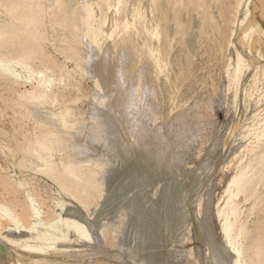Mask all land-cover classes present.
<instances>
[{
    "label": "rangeland",
    "instance_id": "1",
    "mask_svg": "<svg viewBox=\"0 0 264 264\" xmlns=\"http://www.w3.org/2000/svg\"><path fill=\"white\" fill-rule=\"evenodd\" d=\"M31 1L29 5L25 0H0V64L5 66L0 70V205L13 217L3 220L0 232L6 234L8 228L19 241L14 247L17 264H220L217 258L222 264H264V4L148 0L145 8V0H122L111 11L112 0H87L86 44L81 42L85 39L80 26L64 24L72 33L49 26L52 14L45 12L47 0ZM82 1L86 0H75V8ZM68 3L63 11L71 7ZM7 6H15L16 16L34 11L35 25L27 28L23 20L19 19L22 24L10 19L3 9ZM128 19L132 25L123 27ZM154 27L157 38L151 37ZM102 28L110 33L104 40ZM246 28L248 42L238 40ZM104 53L107 77L96 71L99 64L94 65ZM94 69L97 77L92 75ZM122 72L131 76L122 84H131L124 90L114 80ZM94 93L102 96L103 109L95 105ZM127 94L136 96L132 101H141H133L126 113L122 103ZM34 100L39 101V115L58 112L66 123L86 126L95 106L110 114L112 127L103 135L106 140L88 145L86 127L84 135L79 133L72 142L95 163L112 164L99 192L86 193L91 175L87 169L78 170V175L67 171L65 166L76 154L73 149L61 150L64 142L48 154L37 145L41 137L50 136L52 127L40 122L42 116L36 114L38 122L30 114ZM139 110L146 117L142 119ZM138 120L143 123L141 130ZM107 136L114 141L110 147ZM32 156L47 169L38 172L27 167ZM122 191L129 200L118 197ZM149 217L152 225L146 229ZM62 219L84 225L89 239L69 232L45 252L20 245L35 244L30 235ZM225 221L230 223L228 233H223ZM98 224L106 228L104 234ZM29 225L34 229L29 230ZM237 248L240 253L234 251Z\"/></svg>",
    "mask_w": 264,
    "mask_h": 264
},
{
    "label": "bare ground",
    "instance_id": "2",
    "mask_svg": "<svg viewBox=\"0 0 264 264\" xmlns=\"http://www.w3.org/2000/svg\"><path fill=\"white\" fill-rule=\"evenodd\" d=\"M10 1V0H9ZM26 2H28L29 3V5H30V3L32 2L31 0H25ZM48 1V3H47V5H46V13L48 14V13H50V14H52V18H51V22H50V19H49V22H50V25L49 26H51V27H55L54 29L56 30V28H57V30H59V29H62V30H66V32L68 31V32H70V33H72L71 31V29H68V28H66V29H64V24H66L67 26L68 25H73L74 27H79L80 28V35H81V37H83L85 40L84 41H81V39H80V41L81 42H85L86 44H88V41H87V38L84 36V34H83V22H84V20H85V16H86V13H85V6H86V3H87V0L86 1H82L81 3H76L77 4V8H75V4H74V1L75 0H47ZM69 1V3L68 4H71L70 6H68V7H70L69 9L67 8V10L64 8V11H63V7H64V5L67 3ZM93 1V0H92ZM100 2H102V0H99ZM105 1H108V0H105ZM144 1V0H143ZM148 0H145L144 1V3L145 2H147ZM257 1V0H256ZM260 1H262L263 2V0H258V5L259 4H264V2L263 3H260ZM78 2V1H77ZM80 2V1H79ZM122 2V0H112L111 1V3H110V6H109V9L111 10V11H116V9H117V7L120 5V3ZM129 2V1H128ZM1 3V2H0ZM143 3V2H142ZM143 3V4H144ZM2 4V3H1ZM146 4V3H145ZM20 6V4H18V3H16V6ZM250 5V4H249ZM45 6V5H44ZM128 6H129V4H128ZM141 6H142V4H141ZM15 6H11V8L10 7H6V8H3L4 10H5V12L6 13H8V14H10V16H9V18L10 19H17L18 21H21V20H23L24 21V25H22L23 24V22H22V26H26L27 28L29 27V28H31V27H33V25H35V23H36V18H35V16H36V13H34V11H32L31 9L28 11V13L26 14V15H23V16H16L14 13H13V11H17V9H15L14 8ZM65 7H67L66 5H65ZM143 7V6H142ZM142 7H141V9H142ZM145 8H147V4L144 6ZM263 7H264V5H263ZM131 7H129V8H127V10L125 11V12H127L128 11V9L130 10V11H128L127 12V14H126V16L128 15V13L129 12H131V9H130ZM1 9V8H0ZM22 9V8H21ZM145 10H147V9H145ZM239 11V10H238ZM78 12V13H77ZM112 13V12H111ZM144 13H146V12H144ZM241 13V12H240ZM262 13V12H261ZM77 14V15H76ZM142 14V13H141ZM5 15V14H4ZM76 15V17H75V20L73 21V16H75ZM4 17H6V16H4ZM4 17H3V19H4ZM8 17V16H7ZM6 17V18H7ZM261 17V16H260ZM127 18V17H126ZM19 19H21V20H19ZM1 21V20H0ZM5 21H6V19H5ZM15 21V20H14ZM15 22H17V21H15ZM6 23V22H5ZM13 23V22H12ZM130 24L132 25V22L131 21H129V19L128 20H126V21H124V24H123V27H128V26H130ZM18 25H19V23H18ZM28 25H30V26H28ZM113 26H114V24H113ZM2 27V26H1ZM8 27V26H7ZM7 27H4L5 29L7 28ZM41 27V26H40ZM48 27V26H47ZM237 27V26H236ZM9 28V27H8ZM59 28V29H58ZM244 28V27H243ZM24 29H26V28H24ZM78 29V28H77ZM105 28H102L101 30H100V35L102 36V39L104 40V39H106L107 37H109V35H110V33H107V32H103L102 30H104ZM257 29V28H256ZM1 30V29H0ZM29 30H31L32 32H34L33 31V28L32 29H29ZM39 30V29H38ZM37 30V31H38ZM235 30V29H234ZM262 30V29H261ZM41 31V30H40ZM40 31H38L39 32V35H42V33L40 34ZM244 31V33L241 35V37L239 36L238 37V40H243V39H245L244 37H248L249 35H250V31L248 32V34H247V31H248V29L246 28V31L245 30H243ZM259 31V30H258ZM264 31V30H263ZM262 31V32H263ZM20 32V31H19ZM35 32H36V29H35ZM37 32V33H38ZM58 32V31H57ZM67 32V33H68ZM257 32V31H256ZM75 33V32H74ZM237 33V32H236ZM241 33V32H240ZM264 33V32H263ZM63 34V33H62ZM76 34V33H75ZM233 34V33H232ZM260 34V33H259ZM4 35V34H3ZM36 35V34H35ZM61 35V34H60ZM65 35H66V33H65ZM72 34H69V36H71ZM74 35V34H73ZM72 35V36H73ZM158 29H157V27H154V29L151 31V37H155V38H157L158 37ZM260 35H262V34H260ZM2 36V35H1ZM67 36H68V34H67ZM71 36V37H72ZM76 36V35H75ZM77 36H78V34H77ZM253 36V35H252ZM264 36V35H263ZM35 37V36H34ZM43 37V36H42ZM41 38V37H40ZM55 38V37H54ZM74 38H76V37H74ZM74 38H73V40H74ZM254 38V37H253ZM252 38V39H253ZM25 39V38H24ZM75 40H77V38L75 39ZM40 41V40H39ZM244 41V40H243ZM248 42V39H245V42ZM23 42V41H22ZM93 42V41H92ZM251 42V41H250ZM34 43V42H33ZM33 43H32V45H33ZM80 43V42H79ZM238 43H242V41H240V42H238ZM252 43V42H251ZM123 44H124V42H123ZM237 44V43H236ZM250 44V43H249ZM256 44V43H255ZM29 45V44H28ZM80 45V44H79ZM85 44H83V46H84ZM126 45V44H125ZM243 45H244V42H243ZM36 46V45H35ZM35 46H33L34 48L33 49H35ZM87 46V45H86ZM37 47H39V46H37ZM81 47V46H80ZM121 47V49H122V45L120 46ZM126 47V46H125ZM245 47V46H244ZM25 48H27V47H25ZM24 48V49H25ZM84 48V47H83ZM83 48H80V49H82V51H84L83 50ZM90 48V47H89ZM246 48V47H245ZM4 49V48H3ZM28 49V48H27ZM75 49V48H74ZM123 49H124V46H123ZM122 49V50H123ZM242 49V48H241ZM79 50V49H78ZM86 50L87 49H85V52H86ZM89 50V49H88ZM119 50H120V48H119ZM121 50V51H122ZM248 51H250L249 49H247ZM2 51V50H1ZM33 51V50H32ZM81 51V52H82ZM121 51H120V54L119 55H121ZM30 52V51H29ZM80 52V51H79ZM84 52V54L86 55H88L89 56V53H85ZM89 52V51H88ZM245 52V51H244ZM257 52H258V50H257ZM31 53V52H30ZM78 53V52H77ZM32 54V53H31ZM79 54H81V53H79ZM83 54V53H82ZM83 54V55H84ZM123 54H125V53H123ZM261 54V53H260ZM22 55H24V54H21V56ZM83 55H79V56H81L80 58L82 59V57L83 58H85V56H83ZM19 56V55H18ZM18 56H15V57H17L18 58ZM20 56V57H21ZM25 56V55H24ZM88 56H86V58L88 59ZM93 56H97V54H96V52H95V54L93 55ZM107 53H104V59H103V57L101 58V60H100V58H99V60L98 61H96L95 63H94V61H93V59H91V58H93L92 56H91V58L89 59V63H90V60H92L91 62H92V66H94V65H100L101 66V70L100 69H98L99 67H97L96 69V71L97 72H100V74L99 75H101V73H102V75H103V72H104V76L105 77H107L106 75H108L107 74V72H108V70L109 69H107V66H108V58H107ZM14 57V58H15ZM121 58H122V56H120ZM124 57V56H123ZM13 58V59H14ZM22 58V57H21ZM79 57H77V59H78V61H79V59H80ZM113 58V57H112ZM120 58V59H121ZM11 59V58H10ZM76 59V60H77ZM264 59V58H263ZM12 60V59H11ZM83 60V59H82ZM86 61V60H85ZM117 61H120L119 59L117 60ZM117 61H116V63H117ZM121 61H122V59H121ZM120 61V63H118L119 65L120 64H122V62ZM80 62V64H81V60L79 61ZM84 62V61H83ZM93 63H94V65H93ZM123 63H124V61H123ZM238 63V62H237ZM87 64H88V61H87ZM264 64V63H263ZM91 65H89V66H91ZM80 66V65H79ZM82 66V65H81ZM84 66V65H83ZM86 66V65H85ZM84 66V67H85ZM95 66V67H96ZM121 66V65H120ZM122 66H123V64H122ZM86 68V67H85ZM93 69V68H92ZM107 69V70H106ZM0 70H5V66L4 65H1L0 64ZM104 70H106V71H104ZM116 70H118L117 71V73L119 72V69L117 68ZM121 70V69H120ZM122 70H123V68H122ZM94 72H95V69L93 70ZM124 71V70H123ZM139 71V70H138ZM138 71H136L134 74H136V75H138ZM238 71H239V69H238ZM2 72V71H1ZM93 72V73H94ZM97 72H95L94 74H92V75H96L95 77H97L98 76V73ZM106 72V73H105ZM140 72V71H139ZM120 74H121V71L119 72ZM123 73V72H122ZM125 73H126V71H125ZM128 73V72H127ZM238 74H239V72H237ZM106 74V75H105ZM124 74V73H123ZM120 75V76H118V74H116L115 76H117V78H115V76H114V80H116L117 79V81L118 82H116V84L118 85V87L120 88V87H122L121 89L122 90H124L123 88H125V89H127V87L126 86H131V84L129 83L128 85H126V86H122V84H124V82H125V80H127L129 77H128V74H124V75ZM134 74H133V77H134ZM125 75H127V77L125 76ZM135 75V78L137 77ZM40 77H41V75H39ZM130 76V75H129ZM93 77V76H92ZM239 77V76H238ZM100 79H101V77H99ZM127 78V79H126ZM135 78H133L134 80H135ZM98 78H96V80H97ZM129 79H131V76H130V78ZM128 79V80H129ZM132 79V80H133ZM109 80V81H108ZM107 80V82H109L110 83V79H108ZM113 80V81H114ZM127 80V81H128ZM132 80L130 81L131 83H132ZM136 81V80H135ZM127 83V82H126ZM97 84H99L98 82H97ZM111 84V83H110ZM115 84V83H114ZM116 84L114 85L115 86V88H117L116 87ZM134 85H135V82L133 83ZM113 85V84H112ZM125 85V84H124ZM95 86H97V85H95ZM134 86L132 85V88H133ZM139 87V86H138ZM137 87V88H138ZM143 87V86H142ZM141 87V88H142ZM135 88V87H134ZM133 88V89H134ZM145 88V87H144ZM95 89V88H94ZM131 89V88H130ZM143 89V88H142ZM141 89V90H142ZM119 90V89H118ZM117 89H116V91H118ZM121 90V91H122ZM132 90V89H131ZM145 90V89H144ZM134 91V90H133ZM95 92V91H94ZM101 92V91H100ZM118 92H120V91H118ZM136 92V91H135ZM139 92H141V91H139ZM142 92H143V90H142ZM38 93V92H37ZM44 92H42V94H43ZM97 93L99 94V92L97 91ZM103 93V92H102ZM101 93V94H102ZM105 93V92H104ZM103 93V94H104ZM95 94L96 93H94V96H95ZM107 94H108V92H107ZM106 93H105V95H107ZM128 94H129V92H128ZM128 94H127V98H126V101H124L123 103H122V106H123V109H124V111L127 113V110H128V108H130V105L133 107V101H134V99L136 98V96L135 97H133L135 94L133 93V96H128ZM137 94V93H136ZM30 95V94H29ZM32 95V94H31ZM44 95V94H43ZM97 95V94H96ZM110 95V94H109ZM132 95V94H131ZM142 95V94H141ZM93 96V95H92ZM45 97V96H44ZM139 98H140V96H138ZM53 98V97H52ZM91 98H94V97H91ZM95 98L97 99L96 100V103H95V105L98 107H100V105L102 104V102L103 101H101V99L103 100V98H102V96H101V99H100V96H99V98H98V96H95ZM94 98V99H95ZM132 98H134L133 99V101H132ZM138 98V99H139ZM140 100V99H139ZM139 100H136V101H134V102H136V103H138L137 101H139ZM52 101V100H51ZM93 101V100H92ZM141 101V100H140ZM140 101H139V103H140ZM39 101H37V100H34V101H32L31 102V104L29 105V111H30V114H32L31 116L33 117V118H35L37 121H38V119H39V117H41L42 116V114H38L37 113V111L38 110H36V109H38L39 108ZM42 103V102H41ZM49 103H51V102H49ZM54 103V102H53ZM52 103V104H53ZM93 103V102H92ZM132 103V104H131ZM136 103H135V105H136ZM138 105V104H137ZM96 106L94 107V109H96V111H93L94 112V114L92 115V117H90V121L89 120H87V122H86V124L88 125H86V126H84V123L83 124H78L77 122V124H73V123H71V122H65V120H62L61 119V114L59 115V113L58 112H55V113H50V114H48L47 113V111H46V108H45V110H43V112L45 111V113H47V114H43L44 116H46V115H48L47 117H45V118H43L44 116H42L40 119H43V120H40V122L42 121V123H45V124H43V125H46V124H49V125H51V127H52V130H51V132H50V136H47V137H45V135H44V137L42 138L41 137V140L37 143V145L41 148V149H43V151H47L46 153L48 154V150H50V149H58V147L59 146H61L62 144H63V148H60L61 150H64V149H68V150H70V149H75V152H73V150H72V154L73 155H75L76 154V159L74 158V160H72V161H70V163H68L65 167H66V169H67V171H70V172H77L78 170H80L81 169V171L83 170V168L84 169H87L86 170V172H88L89 173V175H90V177H89V180H88V186L87 185H85V186H87V189H86V193H92V194H94V193H97V192H99L100 190H101V187H102V185H103V182H104V179H106L107 178V176H106V172L108 171V172H110V169L112 170V168H113V166H112V164L111 165H107L106 163H103V161H98V160H95L96 161V163L94 162V159H92L91 157H90V159H91V161H93L94 163H90L89 162V160L90 159H88V157L85 155V152L82 150V148H77L78 146L77 145H73L72 144V142H74L77 138L75 137V136H79V133H83V135H84V133L85 132H83V131H85L84 129H86V127H87V129H86V137H84V138H86V142L88 143V145H90V144H95L94 142H100V140H106L104 137H103V135H104V133H105V131H106V129L107 130H109V128H111L112 126H111V122H110V119H111V116H110V114L108 115L106 112V114L103 112V111H98L97 110V108H96ZM113 106V105H112ZM139 106V105H138ZM49 108V107H48ZM102 107H100V109H101ZM103 109V108H102ZM109 109V108H108ZM110 110H112V109H110ZM121 110V109H120ZM141 110H142V108H141ZM41 111V110H40ZM60 111V110H59ZM107 111V110H106ZM122 111V110H121ZM103 112V113H102ZM109 112V111H108ZM123 112V111H122ZM141 111L139 110V113H140ZM42 113V112H41ZM36 114L39 116H37L38 117V119L36 118ZM148 114V113H147ZM146 115V112H141L140 114H139V116L143 119L144 117H146L145 116ZM65 116H67V115H65ZM140 117H139V120H140ZM148 117H150V116H148ZM77 119V118H76ZM81 120H82V122H83V119L81 118ZM138 120V130H141L142 129V125H143V123L142 122H140ZM77 121V120H76ZM86 120L84 119V122H85ZM103 121H106L107 123L106 124H103ZM144 121V120H143ZM39 122V121H38ZM78 122H80V121H78ZM82 122H80V123H82ZM140 123V124H139ZM142 123V124H141ZM47 126V125H46ZM45 126V127H46ZM71 127H73L72 129L73 130H71ZM110 131V130H109ZM68 134V136L70 135V137H65L64 138V136H63V134ZM115 134V133H114ZM42 135V134H41ZM73 135V136H72ZM81 135V134H80ZM263 135V134H262ZM67 136V135H66ZM259 136V135H258ZM257 136V137H258ZM108 138H109V136H107ZM261 138H262V136H260ZM38 138V137H37ZM36 138V139H37ZM70 138V139H69ZM73 138H75V139H73ZM63 139H65V140H63ZM73 141H72V140ZM37 141V140H36ZM65 141H67V142H65ZM34 142V141H33ZM59 142H64V143H62L61 145H59L58 143ZM86 142H85V147H87L86 146ZM106 143H107V146L108 147H110L111 146V144L110 143H113L114 141L112 140V138L110 137L109 139H108V141H105ZM258 142V141H257ZM35 143V142H34ZM66 143V144H65ZM78 143V142H77ZM90 143V144H89ZM259 143H260V140H259ZM227 144V143H226ZM76 146V147H75ZM91 146V145H90ZM32 147H34V146H32ZM37 147V146H36ZM86 150H87V148H86ZM51 151V150H50ZM65 151V150H64ZM58 152V151H57ZM66 152V151H65ZM228 152V151H227ZM71 153L69 154V156L71 155ZM75 153V154H74ZM65 154V153H64ZM88 154V153H87ZM45 155V154H44ZM73 155H71V156H73ZM68 156V157H69ZM82 156V157H81ZM90 156V155H89ZM31 157V156H30ZM29 157V158H30ZM46 157H47V155H46ZM80 159H79V158ZM87 157V158H86ZM49 158V157H48ZM71 158V157H70ZM73 158V157H72ZM71 158V159H72ZM78 158V159H77ZM82 158V159H81ZM84 158V159H83ZM31 159V158H30ZM148 159H149V157H148ZM46 160V159H45ZM145 160V159H144ZM31 162H30V164L27 166V167H29V168H31V169H33V170H36V171H41V172H43L45 169H47L46 167H44L38 160H37V158L35 157V156H32V160H30ZM41 161V160H40ZM142 161H143V158H142ZM43 162V161H42ZM145 162H146V160H145ZM144 162V163H145ZM148 162H149V160H148ZM47 162H44V164H46ZM51 163V162H50ZM49 163V164H50ZM121 163L122 164H124L122 161H121ZM52 164V163H51ZM110 166H112V167H110ZM117 168H119L118 166H117ZM251 171H252V169H251ZM52 172V171H51ZM113 171H111V173H112ZM47 173V172H46ZM82 173V172H81ZM237 173V172H236ZM44 174H45V172H44ZM70 174H72V173H70ZM83 174V173H82ZM47 175V174H46ZM49 175H50V173H49ZM73 175H75V174H73ZM76 175H78V173H76ZM56 176V175H55ZM54 176H52V178H53ZM75 177V176H74ZM55 178V177H54ZM58 178V177H57ZM68 178V177H67ZM143 178V177H142ZM59 180H60V178H59ZM233 181V180H232ZM74 183V182H73ZM125 183V182H124ZM75 185H76V183H74ZM81 184V183H80ZM126 184V183H125ZM140 185V184H142V183H140V181H139V183H136V185ZM69 185H71V184H69ZM138 185V186H139ZM77 186H80L78 183H77ZM84 186V187H85ZM125 186V185H124ZM124 186H122V187H124ZM81 187V186H80ZM79 188V187H78ZM82 188V187H81ZM123 189V188H122ZM119 190V189H118ZM121 190V189H120ZM119 190V191H120ZM125 190V189H124ZM237 190V189H236ZM74 191V190H73ZM66 192V191H65ZM67 193V192H66ZM84 193V192H83ZM85 193V194H86ZM117 193H118V191H117ZM120 193H121V191H120ZM124 193H123V191H122V194L121 195H119L118 194V197L119 196H122ZM126 194V193H125ZM113 195H115V194H113ZM84 196V195H83ZM126 197L127 199H128V195L126 196V195H123V197ZM88 197V196H87ZM117 196L115 195V198H116ZM113 198V197H112ZM122 198V197H121ZM120 198V199H121ZM125 198V199H126ZM135 198V197H134ZM119 199V200H120ZM124 199V198H123ZM123 199L121 200V201H123ZM131 200L133 199V198H130ZM87 200V199H86ZM88 200H89V198H88ZM114 200V199H113ZM117 200V199H116ZM129 200V199H128ZM127 200V201H128ZM110 203H112L111 201L112 200H108ZM133 201H135L134 199H133ZM200 201H201V199H200ZM196 202V201H195ZM109 203V204H110ZM133 203V202H132ZM105 204V203H104ZM130 204H131V202H130ZM201 204V203H200ZM105 205H107V202H106V204ZM105 205H104V207H105ZM111 206V205H110ZM131 206H132V204H131ZM131 206H130V208H131ZM106 208V207H105ZM105 208L104 209H102V212L105 210ZM230 208V210L231 209H234V207H229ZM32 209V207L30 206V211H32L31 210ZM108 210H109V207L107 208ZM108 210H106L104 213H102L103 215L108 211ZM231 211H233V210H231ZM101 212V211H100ZM11 212H9L8 211V209L5 207V206H3V205H0V225L3 223V220L4 219H6V218H13L12 216H11V214H10ZM14 213V212H13ZM91 213H93V212H91ZM197 213V212H196ZM100 214V213H99ZM102 214H100V215H102ZM140 214V216L142 215V212L141 213H139ZM146 214V213H145ZM195 214V213H194ZM138 215V214H137ZM144 215V214H143ZM139 216V215H138ZM97 217H98V215H97ZM96 218V217H95ZM143 218V217H142ZM147 218V217H146ZM149 219V220H148ZM146 221H148V223H144L146 226V229L147 228H149L150 227V225H152V217H149ZM60 220V219H59ZM63 220V219H62ZM74 220V219H73ZM95 221H96V219H95ZM145 221V220H144ZM93 223H94V221H92ZM98 222V221H97ZM102 223H103V221H101ZM101 222H99V223H101ZM78 223V222H77ZM90 223V222H89ZM92 223V224H93ZM101 223V224H102ZM201 223V222H200ZM92 224H90V225H92ZM205 224V223H204ZM203 224V225H204ZM89 225V226H90ZM93 225H95V223L93 224ZM99 225V224H98ZM97 225V226H98ZM29 226H31V225H29ZM100 226V225H99ZM103 226H105V225H103ZM101 227V226H100ZM34 229V227L33 226H31L30 227V229L29 230H31V229ZM98 228V230H99V227H97ZM198 228V227H197ZM206 228V227H205ZM150 229V228H149ZM208 229V228H207ZM222 229H223V233H228V231L230 230V223L228 222V221H225L223 224H222ZM203 230V229H202ZM5 231L7 232L6 234H2L1 232H0V242L2 243V244H4V246H6L7 247V249H8V251H6V252H4V253H2V252H0V264H17V262H18V260H17V258H16V253H15V251H14V247H15V245L16 244H19V243H17V242H19V241H17L16 242V239H14V238H12V236H10V234L8 233V231H10V229H8V228H5ZM105 231H106V228L105 227H101L100 228V230H99V233L100 234H104L105 233ZM69 232H71V233H73V234H75V236L77 237V238H83L84 240H88L89 238H88V231L86 230V227L84 226V225H82V224H75V223H73V222H69V220L67 221V220H63L62 222H60V223H56L55 225H47L44 229H42V230H39V232L37 231V233H35V235H33V236H31L30 235V237L29 238H33L32 240H35L36 241V243L35 244H29V243H23V244H20L22 247H23V249H26V250H29V251H36V252H45L51 245H53L54 243H55V241L58 239V238H60V237H64V236H67V234L69 233ZM146 232V231H145ZM149 233V232H148ZM95 234H98V233H95ZM100 234H98V235H100ZM150 234V233H149ZM137 235V234H136ZM151 235V234H150ZM150 235H148L149 237H150ZM148 236H147V238H148ZM95 237H97V236H95ZM144 237H146V236H144ZM28 238V239H29ZM66 238V237H65ZM151 238V237H150ZM150 238H148V240H149V242L150 243H153L152 242V240L150 241ZM153 238V237H152ZM145 239V238H144ZM143 239V240H144ZM18 240V239H17ZM94 240V239H93ZM146 241V243L144 242V244H148L147 243V240H145ZM31 243V242H30ZM205 243V242H204ZM236 243V242H235ZM149 246L151 245V244H148ZM210 245V244H209ZM233 246H235L234 245V243H233ZM21 247V248H22ZM236 247V246H235ZM206 248V247H205ZM204 248V249H205ZM207 248H209V247H207ZM210 249V248H209ZM209 249H208V251H209ZM211 251H212V249H210ZM234 251H237L236 253H240V248L238 249H236V250H234ZM205 252V251H204ZM150 253V252H149ZM203 253V252H202ZM146 255H147V253H145ZM144 254V255H145ZM206 254H207V252H206ZM209 254H210V252H209ZM14 256V258L12 257V256ZM211 255H214L213 253L211 254ZM211 255L209 256L210 258H211ZM216 255V254H215ZM215 255H214V257H215ZM219 255V254H218ZM218 255L216 256V257H218ZM239 255V254H238ZM237 256V255H236ZM238 257V256H237ZM240 257V256H239ZM17 260V262H16V260ZM203 259V258H202ZM218 260H214L215 262H218V263H220V264H222L223 263V260H222V258L220 259V258H217ZM213 261V262H214ZM237 261V260H236ZM214 262V263H215ZM20 263V262H19ZM18 263V264H19ZM39 264V263H38ZM217 264V263H216Z\"/></svg>",
    "mask_w": 264,
    "mask_h": 264
},
{
    "label": "water",
    "instance_id": "3",
    "mask_svg": "<svg viewBox=\"0 0 264 264\" xmlns=\"http://www.w3.org/2000/svg\"><path fill=\"white\" fill-rule=\"evenodd\" d=\"M6 251H8L7 247L4 246V244H2V243L0 242V252L4 253V252H6ZM11 256H12V255H11ZM12 257H13V256H12Z\"/></svg>",
    "mask_w": 264,
    "mask_h": 264
}]
</instances>
